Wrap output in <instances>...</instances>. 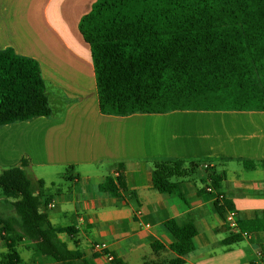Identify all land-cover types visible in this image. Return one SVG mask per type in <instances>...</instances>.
<instances>
[{"label":"crops","instance_id":"1","mask_svg":"<svg viewBox=\"0 0 264 264\" xmlns=\"http://www.w3.org/2000/svg\"><path fill=\"white\" fill-rule=\"evenodd\" d=\"M94 1L0 0V49L38 62L50 108L48 116L0 126V171L28 159L25 171L32 192L41 195L40 211L65 247L90 264H108L95 245L126 264L170 258L150 250L153 241L180 240L164 226L168 219L196 229L182 264H264V111L101 113L90 49L78 30ZM156 169L179 187L154 189ZM115 172L125 186L118 196L106 186ZM210 172L250 239L222 242L234 235L213 197L198 193ZM11 201L0 194L1 217H15ZM14 249V264H56L23 240ZM7 254L0 237V264H13Z\"/></svg>","mask_w":264,"mask_h":264},{"label":"trees","instance_id":"2","mask_svg":"<svg viewBox=\"0 0 264 264\" xmlns=\"http://www.w3.org/2000/svg\"><path fill=\"white\" fill-rule=\"evenodd\" d=\"M78 30L90 49L103 114L264 111V0H95L80 17ZM48 115L38 62L10 47L0 49V126ZM28 164L23 157L0 171V191L12 199L15 211V217L0 216L9 262L17 263L14 245L23 240L56 264H90L65 247L40 211L41 195L32 192ZM152 185L170 192L179 182L168 181L156 169ZM106 186L113 196L125 190L119 174L115 181L108 177ZM198 193L213 197L221 212L212 193L204 188ZM164 226L178 231L180 240L167 246L153 241L150 250L172 256L142 264H182V255L193 249L196 229L191 223L168 219ZM236 240L234 235L222 242ZM108 264L126 263L114 258Z\"/></svg>","mask_w":264,"mask_h":264},{"label":"built area","instance_id":"3","mask_svg":"<svg viewBox=\"0 0 264 264\" xmlns=\"http://www.w3.org/2000/svg\"><path fill=\"white\" fill-rule=\"evenodd\" d=\"M204 167H206V165H204ZM117 177H118V172H115L114 178L116 179ZM201 188H204L205 192L212 193L214 195V197L217 201V204L221 208V212L223 213L224 222L228 226L231 234L237 235V236L239 235L245 239H250V236L248 233L239 231L238 226H237V220H238L237 214L233 209L225 206V204H224L225 197H224V194L218 190L217 181L212 180L210 178V176L207 174L204 177V182L202 183ZM49 206L52 207L53 204L49 203ZM140 225L143 229L149 228L148 223L143 222V223H140ZM94 250L97 252L103 251V256L105 257L106 261H108V262H110L111 260L114 259L113 255L110 252H108L107 250H105L103 245H95ZM252 252H253L254 256H256L258 258L262 256V251L257 246H254L252 248Z\"/></svg>","mask_w":264,"mask_h":264},{"label":"rangeland","instance_id":"4","mask_svg":"<svg viewBox=\"0 0 264 264\" xmlns=\"http://www.w3.org/2000/svg\"><path fill=\"white\" fill-rule=\"evenodd\" d=\"M176 168H178L179 166H177V165H174ZM0 194H1V196H3V194L1 193V191H0ZM4 197V196H3ZM5 198V197H4Z\"/></svg>","mask_w":264,"mask_h":264}]
</instances>
